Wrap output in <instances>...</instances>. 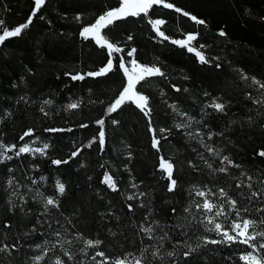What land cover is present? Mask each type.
I'll return each instance as SVG.
<instances>
[{
    "label": "trees",
    "instance_id": "16d2710c",
    "mask_svg": "<svg viewBox=\"0 0 264 264\" xmlns=\"http://www.w3.org/2000/svg\"><path fill=\"white\" fill-rule=\"evenodd\" d=\"M166 2H173L207 21V27L197 25L162 5L154 6L149 12L150 18L167 21L162 30L172 39L199 33L193 44L207 45L204 54L210 59L208 64H201L194 53L163 41L141 14L117 21L104 30L118 38L124 48L122 53H113V62L117 65L115 71L106 77L72 81L66 72L95 71L109 59L106 49L99 48L91 40H84L79 31L85 24L92 23L101 9L117 6L118 0H49L22 37L10 39L0 48V140L18 148L34 139L28 136L20 140L21 134L31 128L39 138L34 147L49 144L45 156L37 153L33 159L22 154L0 164V246L17 242L20 245L19 252H13L11 257L0 254V264H31L30 257L37 254L35 246L45 240L49 245L55 243L52 233L56 230L62 234L61 241H72L64 247L70 248L77 260L81 258L78 250L83 247V239H78L76 233H82L84 239L103 241L99 249H88L89 256L83 257L86 264H95L90 261V256L97 250L113 260L136 253L145 246H151V251L156 241L148 240L140 231L142 224H152L157 237L170 232L169 239L163 242L162 252L175 250L180 257L185 249L179 246L173 249L177 241L195 245L197 236L217 238L204 232L202 226L183 230L175 227L187 223L184 209L200 199L190 194L194 186H207L213 190L224 187L235 197L240 191H248L235 188L237 178L243 179L241 172L254 179L264 178V157L259 155L264 151V108L249 99L248 93L255 98L259 92L255 86H248L250 80L244 81L240 76L242 70L249 77L264 82V20L259 19L264 17V0ZM31 5L32 0H0V18L9 25L22 23L31 11ZM76 15L82 16L83 23L76 22ZM221 29L228 34L227 38L218 35ZM129 35L131 41L126 39ZM132 47L137 49L135 58L139 62L162 65L167 74V78H150L152 85L143 89L144 94L149 95L152 127L171 129L163 134L168 138L161 139L160 152L152 147L148 118L135 104L126 101L117 112L110 116L106 114L107 106L122 87L121 82H126L118 68V59L128 57L126 53ZM217 63L221 65L219 68ZM172 85L181 91L176 92ZM137 90H141V85H137ZM22 95H27V104L19 101ZM217 97L228 104L227 115L209 108L210 115L202 118L203 105ZM44 99L54 101L50 108L46 106L52 113L50 117L39 111ZM77 101H80L77 109L67 110L68 104ZM173 104L200 123L194 121L191 129L178 131L175 124L181 117L173 112L170 107ZM101 118L105 119L106 134L103 151L97 140L67 164L56 166L51 163L53 159H68L72 151L97 136L100 129L95 122ZM112 119L119 120V124L113 125ZM81 123H87L89 127L80 128ZM47 127L72 128L73 131L53 134L44 131ZM196 130L205 140L209 132H224L223 137L215 136L207 143L219 148L222 155H228L241 168H230L228 176L213 174L199 154L202 153L214 167L219 166V160L204 152L197 137L184 134ZM161 156L176 165L173 178L177 179L178 186L175 192L167 190L169 181L159 170ZM189 161L198 165V169L190 167ZM32 165H38V170ZM9 168L14 171L9 172ZM105 174L116 181L118 191H112L103 182ZM41 176L47 179L41 181ZM12 177L27 200L23 212L18 200L15 210L10 211L11 190L7 188V180ZM33 179L36 184L32 183ZM56 180L66 185V194L59 197L60 210L51 209L50 214L42 216L43 203L36 193L39 191L45 197L57 195ZM133 184L137 187L133 188ZM139 192L147 193L143 201L127 200L128 195ZM141 202L146 207H139ZM242 203L247 204V201ZM129 204L133 205L131 212ZM173 207L175 215L171 212ZM157 221L158 225L154 223ZM185 231L187 235H184ZM249 251L251 249L246 245H207L196 254L198 258L189 257L186 261L180 257L178 264H189V261L191 264H245L240 257ZM60 255L59 248L49 254L52 259ZM43 264H51V259L46 258ZM155 264H169V259L165 256L164 261Z\"/></svg>",
    "mask_w": 264,
    "mask_h": 264
},
{
    "label": "snow or ice",
    "instance_id": "6c2138e0",
    "mask_svg": "<svg viewBox=\"0 0 264 264\" xmlns=\"http://www.w3.org/2000/svg\"><path fill=\"white\" fill-rule=\"evenodd\" d=\"M49 0H32L31 11L29 12L27 18L19 24L9 25L5 19L0 18V48H3L6 44V41L14 38H20L25 33L26 30L30 29L34 19L37 17V14L41 12V9L45 8ZM163 6L165 9H173L175 12L180 13L181 15L188 17L194 21L197 25H204L207 27V21L205 19L198 18L196 15L177 7L173 2H166V0H118V5L114 7H109L107 9H101L100 13L95 17L94 21L89 24H85L79 31L80 37L84 40H91L95 45L99 46L101 49L107 50V59L106 63L98 68L95 71L88 72H66L65 75L69 76L72 81H83L86 78H100L106 77L109 73L115 71L117 65L114 64L113 53H122L124 48L119 44L118 38L111 35L110 32H105V29H109L110 26L114 25L117 21H122L128 17H139L141 14L148 19V23L151 25L153 31L158 37L163 41H169L173 45H177L180 48L186 49L189 53H194L198 58L201 64H208L210 62L209 57L204 54V50L207 48V45L200 43L198 45L193 44L194 41H197L199 38V33L185 34L183 39H172L170 36L165 34V31L162 30V26L167 23L165 19L160 18H150L149 12L153 9L154 6ZM43 18L42 16L40 17ZM76 22L83 23V18L81 15H76L74 17ZM259 19L264 20V17H259ZM220 37L227 38V33L224 30L218 32ZM127 41L132 40V36H128ZM137 49L132 47L126 55L132 57L130 61H125L124 56H120L118 59V68L122 71L123 76L126 79V82H121L122 87L116 95L115 99L107 106L106 114L111 115L112 113L117 112L125 102H130L135 104L136 108L140 110L145 117L148 118L149 131L152 133V147L156 149L157 152L161 150V139H167V135L164 133L171 132V129L161 128L156 129L152 127V109L150 107L149 95L144 94L143 89L152 85L150 78L153 77H163L167 78V74L162 70V65L157 66V63L145 64L139 62L135 58V53ZM219 60V57L215 58ZM221 65L216 64V67L219 68ZM31 71V70H29ZM241 79L244 81H251L248 85L249 87L255 86L259 95L255 98L252 97L251 93H248L249 99L252 103L260 108H264V82L257 79L256 77H249L247 74L240 71ZM188 79V77H185ZM145 82L141 84V82ZM141 85V90H137V85ZM176 92L181 91L176 85H172ZM184 91H188L187 88ZM205 96L208 93L204 94ZM19 101H23L25 104L29 102L27 95H22L19 98ZM18 101V102H19ZM54 103L52 99H44L42 101L39 111L45 116L50 117L52 113L46 110L47 107H51ZM80 106V101L70 103L66 106L67 110H74ZM173 112H176L180 117V122L175 124V128L178 131H184L185 129H191L195 117H192L187 112H180L175 104L170 105ZM213 109L215 113H223L227 115L228 104L224 102L219 97L214 98L210 103L203 105L201 117L203 118L206 115H210L207 112V109ZM11 116V113H8ZM2 122V121H0ZM200 123V121H195ZM99 126V132L97 136L93 137L91 141L85 145H81L71 152L68 159H53L51 163L53 165L59 166L61 164L69 163L70 159H73L80 155L84 148H91L92 144L99 141V146L101 151H103L105 145V119L101 118L95 122ZM111 123L113 125H118L119 120L112 119ZM207 127V125H204ZM80 128H88L87 123H81ZM48 133H64L72 132V128H62V127H47L44 129ZM161 135L158 136L157 133ZM186 136L190 138L195 136L199 139L201 146L209 156L214 157L219 160V166L214 167L213 163L209 162L204 158V155L200 153V158L204 161L206 167L213 174H224L226 176L230 175L229 169L236 168L240 169L241 165L233 161L228 155H222L221 150L217 147H214L212 144L207 143V141L213 140L215 136L223 137L224 132H209L207 134V140H205L204 135L196 130L195 132H185ZM33 136L34 139L25 143L22 146L17 148L15 144H5L0 140V164L11 161L13 158H19L22 154H28L33 159L36 158V154L39 153L40 156H45L49 144L44 143L42 146L34 147L38 137H35L33 129L29 128L24 131L20 140H24L25 137ZM12 153V155H9ZM260 156L264 157V151L259 153ZM129 159L131 155L129 154ZM189 166L193 169H198V165L189 161ZM32 167L38 170V165H32ZM159 170L165 174V178L169 181L167 190L169 192H175L177 190L178 182L174 177V172L176 170V165L171 161V159H165L161 156L159 158ZM9 172H13L14 169L9 168ZM240 177L243 179L237 178L235 183L236 189H248L247 193L240 191L237 196L229 194V191L220 187L216 190L209 188L207 186L193 187V191L190 194L199 197L198 201H193V204L184 209V212L187 215L184 217V220L187 223H181L175 225L176 228L183 230L190 227H199L202 226L204 232L214 234L217 238H210L209 236H197V243L192 245L190 243L177 241L173 245V249L177 246L184 248L185 250L180 253V257L184 260H188L189 257L198 258L197 253H199L207 245H226L231 246L233 244L246 245L251 251L246 252V254L241 255L240 259L245 262V264H264V178L254 179V177L246 172H241ZM47 178L41 176L40 180L45 181ZM103 182L108 185L112 191H118L117 183L112 178V176L105 174ZM33 184H36V180H32ZM259 185L258 187L256 185ZM133 188L137 187L135 184L132 185ZM7 188L10 191L9 205L10 211H14L17 207L16 201L20 202L21 211H25L23 205L27 203L25 196L20 194L19 183L15 180L14 177L7 180ZM55 189L57 195L45 197L42 193L37 191L36 195L41 198L43 203V211L41 215L50 214L51 209L57 211L60 210V201L59 197H63L66 194V185L60 180L55 181ZM31 191V189H29ZM147 195V193L139 192L128 195L126 198L129 201L141 200ZM242 201H247V204H243ZM255 205V207H253ZM139 207H146L145 203L141 202ZM193 208L195 209V214L193 213ZM128 210L131 212L133 210V205H128ZM172 214H176V209L173 207L171 209ZM253 212L256 215H253ZM150 214V213H149ZM147 219V217H145ZM59 224V221H57ZM71 223V221H69ZM158 225V221L154 222ZM51 226V225H49ZM5 227H11V225H5ZM33 232L36 231L35 228L32 229ZM140 231L147 236L148 240L156 241V246L149 248L151 246H145L142 249H139L136 253H128L123 257L115 258L114 260L106 256L103 251L97 250L90 256V261L95 262V264H155L157 261H164L165 256L169 259V264H178L180 257L177 256L175 250L168 251L166 254L162 252L163 242L169 239L170 232H163L159 237L155 235V230L152 224L140 226ZM53 236L56 238V242L49 245V242L45 240L42 244H37L35 246L36 255L30 257L31 264H43L46 258L51 259V264H68V262H74V264H86L83 257H88V249H99L103 241L99 239H84L82 233H76L78 239H83V247L78 251L81 255V258L77 260L76 254H74L70 248L66 249L64 244H72L71 240L61 241V232L59 230L54 231ZM188 233L185 231L184 235ZM43 235V234H42ZM59 248L62 255L55 256L52 259L49 254L54 253L56 249ZM20 245L19 242L12 245L3 244L0 246V254H6L8 257H11L13 252H19ZM151 257V259H149ZM100 258V259H97ZM189 264L191 262L189 261Z\"/></svg>",
    "mask_w": 264,
    "mask_h": 264
},
{
    "label": "rangeland",
    "instance_id": "374dc122",
    "mask_svg": "<svg viewBox=\"0 0 264 264\" xmlns=\"http://www.w3.org/2000/svg\"><path fill=\"white\" fill-rule=\"evenodd\" d=\"M132 59V57H125V61H130ZM245 263V262H244Z\"/></svg>",
    "mask_w": 264,
    "mask_h": 264
}]
</instances>
